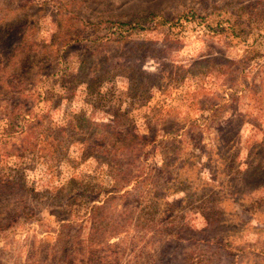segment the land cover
<instances>
[{
	"label": "rangeland",
	"instance_id": "1",
	"mask_svg": "<svg viewBox=\"0 0 264 264\" xmlns=\"http://www.w3.org/2000/svg\"><path fill=\"white\" fill-rule=\"evenodd\" d=\"M0 264H264V0H0Z\"/></svg>",
	"mask_w": 264,
	"mask_h": 264
},
{
	"label": "trees",
	"instance_id": "2",
	"mask_svg": "<svg viewBox=\"0 0 264 264\" xmlns=\"http://www.w3.org/2000/svg\"><path fill=\"white\" fill-rule=\"evenodd\" d=\"M71 129H72V128H71ZM72 136H73V134H72ZM78 251H79L78 249H77V250L75 249V250H74V251H72V252H75V253H76V252H78Z\"/></svg>",
	"mask_w": 264,
	"mask_h": 264
}]
</instances>
